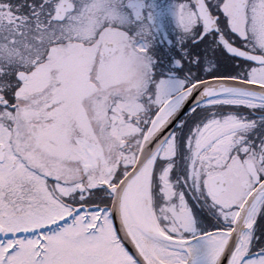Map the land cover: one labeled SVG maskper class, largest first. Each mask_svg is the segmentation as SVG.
Here are the masks:
<instances>
[{"label": "snow or ice", "instance_id": "obj_1", "mask_svg": "<svg viewBox=\"0 0 264 264\" xmlns=\"http://www.w3.org/2000/svg\"><path fill=\"white\" fill-rule=\"evenodd\" d=\"M0 264H264V0H0Z\"/></svg>", "mask_w": 264, "mask_h": 264}]
</instances>
